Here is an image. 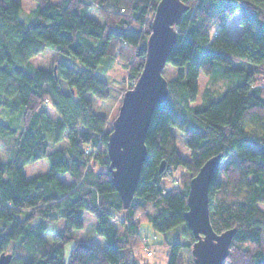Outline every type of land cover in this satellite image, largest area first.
Listing matches in <instances>:
<instances>
[{
    "label": "trees",
    "instance_id": "trees-1",
    "mask_svg": "<svg viewBox=\"0 0 264 264\" xmlns=\"http://www.w3.org/2000/svg\"><path fill=\"white\" fill-rule=\"evenodd\" d=\"M181 1L188 8L165 64L175 76L152 114L146 159L122 208L107 170L112 121L107 126L91 95L109 97L98 73L115 61L136 81L158 0H33L26 20L19 1L0 0V256L9 255L8 264H148L133 253L150 247L139 235L141 221L160 233L181 226L184 240L169 243L167 264H193L191 253L181 254L195 240L183 217L188 181L219 153L209 219L217 233L235 228L222 264H264V0ZM237 11L241 31L232 37L226 24ZM46 48L56 61L33 65ZM200 73L207 77L201 92ZM40 159L46 170L27 177L24 166ZM178 167L176 185L165 186ZM86 213L105 246L77 239L66 251ZM59 219L64 226L46 240L47 223Z\"/></svg>",
    "mask_w": 264,
    "mask_h": 264
},
{
    "label": "water",
    "instance_id": "water-1",
    "mask_svg": "<svg viewBox=\"0 0 264 264\" xmlns=\"http://www.w3.org/2000/svg\"><path fill=\"white\" fill-rule=\"evenodd\" d=\"M187 8L181 0H158L150 21L143 67L133 86L123 92L112 120L106 142L107 170L122 208H127L133 198L146 159L144 139L152 114L168 96L162 70L176 43L175 25ZM221 157L219 153L206 159L188 181L183 217L195 238L190 248L193 264H222L235 233V228L215 232L209 219L208 186ZM163 168L164 161L159 171ZM8 261L9 255L0 256V264Z\"/></svg>",
    "mask_w": 264,
    "mask_h": 264
},
{
    "label": "rangeland",
    "instance_id": "rangeland-1",
    "mask_svg": "<svg viewBox=\"0 0 264 264\" xmlns=\"http://www.w3.org/2000/svg\"><path fill=\"white\" fill-rule=\"evenodd\" d=\"M21 4L24 10L20 12V18L23 20L27 19V14L30 12L29 10L34 6L33 0H17ZM26 11V12H25ZM90 17L99 20V17L95 11V9H90L89 11ZM240 12H237L232 16L231 20L228 22L227 29L232 37L238 36L241 30V26L239 24ZM151 21V20H150ZM239 29V31H238ZM57 57L54 51L50 48H46L42 53L31 59L33 65L38 67H50L54 61H56ZM68 64H70L74 69H81L82 65L77 61H71L68 59H64ZM98 75L103 78L107 82V86L110 90V95L105 100L96 99L91 95L93 105L98 112L105 114L107 117V126H110L109 123L112 121L117 112L118 107L121 103V97L123 92L126 89H129L133 86V83L129 77H127V71L120 65L119 62L115 61L112 63L110 68L106 71V73L99 72ZM164 77L166 79H171L175 76V70L172 69L169 65L164 67ZM207 77L200 73L199 75V92H201L203 85L206 82ZM133 83V84H131ZM48 113L50 116H56V112L52 109L51 106L48 108ZM6 118V115L3 111H0V120ZM112 127V122H111ZM8 145V144H7ZM65 145V141L60 143V146ZM177 150L185 157H188V151L181 145H177ZM0 157L5 159L6 152L4 147L0 144ZM223 163H221L222 167ZM47 168L44 160H36L32 161L24 166V172L27 177L34 176L38 173L45 171ZM183 171L181 167H178L173 170L172 176L170 179H164L163 183L165 186L170 187L176 183L179 178L180 173ZM219 177L222 178L221 173ZM68 178V177H67ZM176 185V184H175ZM264 208L263 205H259ZM39 219H35L34 224L38 223ZM64 226V220L59 219L53 222L47 223V228L43 233V236L46 240H50L52 234H54L58 229ZM139 235L143 237L145 242L150 243V247L144 248L140 246L133 250V253L137 256L139 262H147L148 264H167L168 262V254L170 251V244L174 241H182L184 240L183 235L181 233V226H177L172 230L160 233L153 229L151 224L148 221H141L139 223ZM84 240L88 243L94 244L97 247L105 246V239L102 236H99L95 232V219L90 214L86 213L84 219V227L81 231L75 232V237L65 245V250L68 251L74 244L76 240ZM165 239L168 242H165ZM150 250L151 252H149ZM190 249H182L181 254L182 257L187 259L189 258ZM191 255V254H190Z\"/></svg>",
    "mask_w": 264,
    "mask_h": 264
},
{
    "label": "crops",
    "instance_id": "crops-1",
    "mask_svg": "<svg viewBox=\"0 0 264 264\" xmlns=\"http://www.w3.org/2000/svg\"><path fill=\"white\" fill-rule=\"evenodd\" d=\"M237 12H239V11H237ZM237 12H235V14L237 13ZM234 16V15H233ZM231 20V19H230ZM229 22V21H228ZM227 26H228V23L226 24V28H227ZM228 30V29H227ZM238 31H239V29H238ZM241 31V30H240ZM228 32H229V30H228ZM239 35V34H238Z\"/></svg>",
    "mask_w": 264,
    "mask_h": 264
},
{
    "label": "built area",
    "instance_id": "built-area-1",
    "mask_svg": "<svg viewBox=\"0 0 264 264\" xmlns=\"http://www.w3.org/2000/svg\"><path fill=\"white\" fill-rule=\"evenodd\" d=\"M263 89H264V83H263Z\"/></svg>",
    "mask_w": 264,
    "mask_h": 264
}]
</instances>
